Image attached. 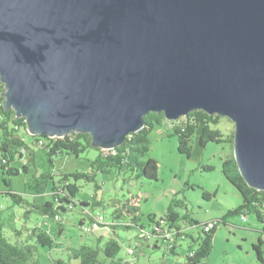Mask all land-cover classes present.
I'll return each mask as SVG.
<instances>
[{
  "label": "water",
  "instance_id": "1",
  "mask_svg": "<svg viewBox=\"0 0 264 264\" xmlns=\"http://www.w3.org/2000/svg\"><path fill=\"white\" fill-rule=\"evenodd\" d=\"M4 110L29 134L115 150L150 112L235 123L264 192V0H0Z\"/></svg>",
  "mask_w": 264,
  "mask_h": 264
},
{
  "label": "rangeland",
  "instance_id": "2",
  "mask_svg": "<svg viewBox=\"0 0 264 264\" xmlns=\"http://www.w3.org/2000/svg\"><path fill=\"white\" fill-rule=\"evenodd\" d=\"M2 86L3 84L0 83V96ZM163 126L164 128L155 127L150 133L151 151L147 157L143 158V160L152 158L159 163L158 180L151 181L138 177L136 173L129 171L114 170L109 175L97 173L95 182L85 179L76 182L77 202H89L88 208L73 207L71 211L63 214V221L53 222L51 229H47L43 221L36 220V213L31 216L28 221L29 226L32 223L36 224L31 226L32 234L39 236L42 233L54 241L51 249H42L43 264H56L57 259L68 264H78L72 250H78L84 245L92 248H97L99 245L103 247L111 239L120 243L118 264H159L161 262L180 264L183 262V258L168 257L164 248L154 250L149 248L147 245L150 246L153 241L150 239L142 241L138 228H118L115 233H112L103 225L92 233L81 230L80 222L84 219V211L89 215L102 214L106 223L110 224L114 220L117 206L123 214L121 220H128V214L123 212V207L131 205L132 200H135L138 205V226L145 230L153 229L160 217L166 216L171 209L180 216L181 226L189 227L188 220L192 216L202 224L208 219L226 220V224L221 223L215 232L214 247L207 264H262L253 251V245L258 243L260 237L264 240V232L256 231L263 230V225L256 220L254 214H248L245 220L242 219V215L229 214L231 210L243 204L242 196L224 175V161L235 159L233 144L230 142L209 143L202 148L199 147L198 136L195 134L189 143L191 156L188 157L178 151V137L171 136L173 131L167 129L171 126L166 122ZM217 128L225 134L226 138L236 130L235 123L226 117H223ZM30 150L34 155L32 161L29 162L24 154L25 157L17 156L11 164L12 167L19 169V174L9 175L0 168V211H5L4 214L11 211L8 206L13 204L7 192L13 191L26 200H32L31 195L35 194V178H38L40 174L53 175L56 181L60 178V172L67 176L76 172L90 174L92 162L100 155L99 151L89 148L79 157L55 156L52 165L46 155V149L39 147L36 142L31 144ZM25 168L27 170H24ZM48 188V190L52 188L51 180ZM205 192H208L211 197H203ZM94 201L99 202V206H93ZM13 209L16 210L18 225H12V220L4 221V231L14 235L15 228L23 227V223L19 224V221L23 220V210L18 205ZM38 219L40 220V217ZM188 231L194 238L201 234V228L198 227H192ZM22 233L26 236L30 232L23 230ZM141 245L138 257L127 252L129 247L140 248ZM103 259L105 258L101 255L100 260ZM105 264H110V260H107Z\"/></svg>",
  "mask_w": 264,
  "mask_h": 264
},
{
  "label": "trees",
  "instance_id": "3",
  "mask_svg": "<svg viewBox=\"0 0 264 264\" xmlns=\"http://www.w3.org/2000/svg\"><path fill=\"white\" fill-rule=\"evenodd\" d=\"M5 91L4 85L2 86L1 93ZM0 101H4V98L0 96ZM223 117L217 115H208L203 111H193L185 117H180L179 120L169 122L163 113L150 112L144 117L145 127L140 132L128 135L127 140L124 144L117 147L113 151H105L102 149H94L91 145L92 137L90 134L79 135L71 133L65 138H54L51 139L49 136H38L29 134L26 126V120L24 118H18L15 116L14 111L6 112L4 106L0 107V168L6 171V174L17 175L19 169L12 167L13 161L19 156L23 157L24 153L29 150V145L25 140V135L30 136L38 144L40 140H44V145L40 146L47 151V156L50 163L53 165V158L61 155H74L79 157L87 149L93 148L100 152V155L92 162L91 173L82 174L74 173L71 176L63 175L59 173V180L55 181L53 175L43 174L36 178L35 192L37 194L45 195L48 190V183L51 180L52 188L50 196H52L51 202H44L39 209L42 214L46 215L47 222L52 224L56 221V218H61L63 221V214L71 211L73 207L80 206L82 208H88L89 202H77L78 191L76 182L80 179L95 182V176L97 173L111 174L114 170L122 172L136 173L138 177H144L151 181L158 180L160 165L157 161L152 158L143 160L147 157L151 151V139L150 133L155 127H164L166 122L171 126L173 134L171 136H177L178 151L182 155L191 156L189 143L193 135L198 136L199 147H204L209 143L220 144L223 142H230L234 144V133L227 137L217 127L220 125ZM34 157V155H33ZM235 159L224 161V175L227 180L236 188L239 194L243 198V204L234 210L229 212L230 215L239 214L242 217H246L248 214H254L256 220L263 225V230H256L258 232H264V192L254 190L250 187L245 180L241 177L240 170ZM234 163V164H233ZM231 167V168H230ZM24 170H27L26 168ZM118 171V172H119ZM8 197L12 199L14 204L20 206L23 200L22 196L13 191L6 193ZM203 197H211L208 192H205ZM131 205H125L123 212L128 214V220H121V209L116 206L114 220L107 226L109 231L115 233L118 228L120 229H133L138 228L140 231V238L142 241H147L146 233L153 231V229L145 230L143 227L138 226V205L135 200H132ZM99 206V202L93 203ZM29 212L25 211L27 215ZM84 219L80 222V226H83L84 222L91 220V216L88 212L84 211ZM88 214V216H87ZM59 216V217H56ZM179 215L170 210V212L163 218L165 219L166 225L170 230H177L178 235L184 236L187 240L192 239V245L188 248L185 256H179L175 254V250L178 246L176 244L172 249H166L162 245L161 241L155 242L153 249L164 248L165 254L171 255V257L183 258L184 264H207V260L210 257L212 248L214 247V235L218 228L212 232H205L203 227L210 221L217 222L218 225L221 223L226 224L224 219L207 220L203 224L189 219L190 227L201 228V234L197 238L189 236L187 229L190 227H181L177 225V218ZM180 217V216H179ZM86 218V219H85ZM52 222V223H51ZM93 222V221H92ZM156 224V223H155ZM33 233V232H32ZM183 233V234H182ZM34 235V234H33ZM177 235V238H178ZM35 240L32 242L31 238L23 240L21 235H9L4 232L2 223L0 224V264H43V250L51 249L52 239L47 237L45 234L33 236ZM120 243L116 240L111 239L103 247L100 245L97 248L90 246H82L80 249L72 250L74 259L78 264H105L107 260H110V264H118V255L121 250ZM194 252L193 256H189L190 252ZM253 251L257 255V258L262 264H264V240L259 238L257 244L253 245ZM101 255L105 259H101ZM169 257V256H168ZM105 261V263H104ZM56 264H68L67 262L57 259ZM159 264H168L161 262Z\"/></svg>",
  "mask_w": 264,
  "mask_h": 264
},
{
  "label": "crops",
  "instance_id": "4",
  "mask_svg": "<svg viewBox=\"0 0 264 264\" xmlns=\"http://www.w3.org/2000/svg\"><path fill=\"white\" fill-rule=\"evenodd\" d=\"M162 128H164V127H162ZM24 137H25V140L27 141V143L29 145L28 152L24 153V154H26V159L30 162L33 159V154H31V150H30L31 149V144L35 143V140L32 139L30 136H26L25 135ZM24 157H25V155H24ZM41 175H43V174H40L39 176H41ZM35 180H36V178H35ZM50 191L51 190H47L45 195L37 194L36 192H34L35 193L34 195L30 194L32 196V200L31 199L30 200H26V199L23 198V200L21 201L22 204L19 206L21 208V210H23V213H22L23 214V220L19 221V224H20V222H21V225L23 223V225H22L23 227L21 229L15 228L14 231H13L15 235H17V236L21 235L23 240H27L29 238H31L32 242L35 240V238L33 237L34 235L32 234L33 230L31 228L33 223L31 224V226H29V223H28V221H30L31 216L34 213H36V216H37L36 220L43 221V224L47 227V229H49V228L51 229V227L53 226V223L49 224L47 222L48 219H47L46 215L42 214V212L39 210L44 202L48 203V202L52 201V199H51L52 196H50ZM15 206H16V204H14V202H13L12 205L8 206V209H10L11 211L6 213V214H4L5 211H3V210L0 211V224L2 223L3 229L5 228L4 221L12 220V225H14V226L18 225L17 219H16V210L15 209L12 210V208H14ZM25 211H28L29 213L27 215H25L24 214ZM4 215H5V217H4ZM38 217H40V220L38 219ZM175 219L177 220V225H180L179 224V220H180L179 216L177 218H175ZM189 219H194V217L193 216L189 217ZM210 220H214V219H210ZM195 221H197V220H195ZM35 225L33 224V226H35ZM181 227H185L186 228V226H181ZM189 229H192V228H188L187 230H189ZM23 230H27L30 233L26 234V236H25L24 233H22ZM11 232H12V230H11ZM187 233H188L189 236H193V235L190 234L189 231H187ZM6 234H9L11 236L13 235L11 233H6ZM192 243H193L192 239L188 238L183 243H181L180 246H177V248L175 250V254H179V256H185L186 252H187V249L192 245ZM153 245H154V243H152L150 246L149 245H147V246L149 248H151L152 250H154L152 248ZM141 248H142V245L140 246V248L137 249V255H139ZM151 253L153 254V251ZM167 256H171V255L167 254Z\"/></svg>",
  "mask_w": 264,
  "mask_h": 264
},
{
  "label": "built area",
  "instance_id": "5",
  "mask_svg": "<svg viewBox=\"0 0 264 264\" xmlns=\"http://www.w3.org/2000/svg\"><path fill=\"white\" fill-rule=\"evenodd\" d=\"M2 106H4V104L2 101H0V107H2ZM170 128H167V129H170ZM38 145L43 146L44 140H40L38 142ZM105 151H108V150H105ZM111 151H113V150H111ZM56 217H59V216H56ZM93 219H94V222L92 224L84 226L83 231H85L86 233H89V232L92 233L93 231L99 229L101 227V225L106 223L105 217L103 215H98V216L94 217ZM242 219L245 220L246 217H244ZM217 226H218L217 222L210 221L207 224H205V226L203 227V230L205 232L210 233L213 230H215L217 228ZM176 231L177 230H175V229L170 230L166 225L165 219L163 217H161L159 219V221L156 222V224L153 228V231H151V232L149 231L146 233V237L150 240L156 239L158 241H161L162 245L167 249V247H174L176 244L180 243V237L178 235L179 232H176ZM177 235H178V238H177ZM165 236H172V243H165ZM129 249H130V251H133L134 255H135V249L133 247H131ZM188 255L193 256L194 252L192 251ZM181 264H184V263L182 262Z\"/></svg>",
  "mask_w": 264,
  "mask_h": 264
},
{
  "label": "clouds",
  "instance_id": "6",
  "mask_svg": "<svg viewBox=\"0 0 264 264\" xmlns=\"http://www.w3.org/2000/svg\"><path fill=\"white\" fill-rule=\"evenodd\" d=\"M3 104H4V103H3ZM38 146H39V145H38ZM39 147H40V146H39ZM98 215H102V214H97V215H91V214H90L91 219H92L93 222H94V219H93V218L96 217V216H98ZM162 217H163V216H162ZM160 218H161V217H160ZM246 219H247V218H246ZM61 220H62V219L60 218V220H56L55 222H59V221H61ZM92 221H91V220L85 221L84 224H83V226H81V228H82L81 230L84 229V226L92 224V223H93ZM105 222H106V220H105ZM103 225L106 226V228L109 229V227H107L109 224L105 223V224H103ZM103 225H101V227H103ZM219 226H220V225H218L217 228H219ZM93 232H94V231H93ZM147 239H148V238H147ZM148 240H149V239H148ZM148 240H147V241H148ZM185 240H186V239H184V240H180V243L178 244V246H180V244L183 243ZM150 241H153V243L155 244V242H157L158 240H156V239H151ZM160 246H163V245H160ZM131 247H133V248L135 249V256L138 257V255H137V249H138V246H137V248H135L134 246H131ZM131 247H129V248H131ZM139 247H140V246H139ZM129 248H128V249H129ZM187 250H188V249H187ZM127 252H128V250H127ZM130 255H134V254H130ZM181 263H182V262H181ZM181 263H180V264H181Z\"/></svg>",
  "mask_w": 264,
  "mask_h": 264
},
{
  "label": "bare ground",
  "instance_id": "7",
  "mask_svg": "<svg viewBox=\"0 0 264 264\" xmlns=\"http://www.w3.org/2000/svg\"><path fill=\"white\" fill-rule=\"evenodd\" d=\"M60 218V217H59ZM57 220V219H56ZM60 220V219H59ZM183 234V233H182ZM185 237L184 236H180V240H184ZM165 243H172V236H165ZM168 249H172V247H167ZM128 253L129 254H134L133 251H130V249H128Z\"/></svg>",
  "mask_w": 264,
  "mask_h": 264
}]
</instances>
